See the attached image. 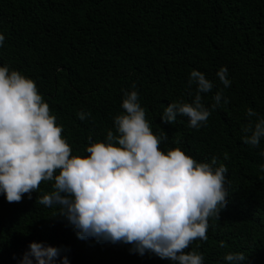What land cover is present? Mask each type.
<instances>
[{
    "label": "trees",
    "instance_id": "1",
    "mask_svg": "<svg viewBox=\"0 0 264 264\" xmlns=\"http://www.w3.org/2000/svg\"><path fill=\"white\" fill-rule=\"evenodd\" d=\"M0 33V66L35 81L74 155L87 154L90 133L103 140L114 128L123 90L135 85L154 133L168 135L162 150L179 146L228 168L229 203L210 220L209 239L187 251L202 252L204 264H223L228 252L245 253L244 264H264V141L256 148L242 140L246 109L264 115V0H0ZM222 66L228 88L216 75ZM193 69L215 82L202 94L206 104L221 88L229 102L200 129L189 127L187 116L163 123L169 103L191 101ZM82 110L91 113L85 120ZM50 190L43 183L31 199L12 203L0 195V264H17L33 241L67 248L70 264H170L127 244L79 239L66 218L52 216L55 208L38 202Z\"/></svg>",
    "mask_w": 264,
    "mask_h": 264
},
{
    "label": "clouds",
    "instance_id": "2",
    "mask_svg": "<svg viewBox=\"0 0 264 264\" xmlns=\"http://www.w3.org/2000/svg\"><path fill=\"white\" fill-rule=\"evenodd\" d=\"M4 40L0 33V46ZM216 75L224 88L231 86L226 66ZM188 85H195L191 101L169 103L161 121L174 124L178 116H187L188 126L200 129L229 101L221 88L205 103L202 94L210 93L215 82L199 70L190 72ZM121 108L104 139L93 140L90 133L87 154L74 155L35 81L7 64L0 66V195L20 202L48 183L51 190L38 202L55 208L52 216L66 218L79 239L127 244L132 253L154 254L170 264H204L202 252L187 250L194 241L209 239L210 220H219L229 203L227 166L215 156L198 161L179 146L162 150L168 135L163 129L154 133L135 85L123 90ZM77 115L85 120L91 113ZM246 116L243 143L259 148L264 115L248 107ZM220 246L227 247L224 241ZM67 251L33 241L17 264H70ZM222 259L223 264H244L247 255L228 252Z\"/></svg>",
    "mask_w": 264,
    "mask_h": 264
}]
</instances>
